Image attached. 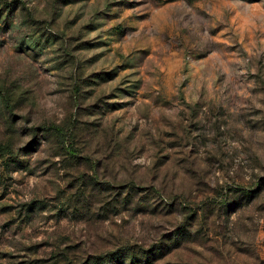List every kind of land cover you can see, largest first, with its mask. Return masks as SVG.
<instances>
[{
	"label": "rangeland",
	"instance_id": "obj_1",
	"mask_svg": "<svg viewBox=\"0 0 264 264\" xmlns=\"http://www.w3.org/2000/svg\"><path fill=\"white\" fill-rule=\"evenodd\" d=\"M0 264H264V0H0Z\"/></svg>",
	"mask_w": 264,
	"mask_h": 264
},
{
	"label": "trees",
	"instance_id": "obj_2",
	"mask_svg": "<svg viewBox=\"0 0 264 264\" xmlns=\"http://www.w3.org/2000/svg\"><path fill=\"white\" fill-rule=\"evenodd\" d=\"M106 259H108V257H107V258H105V260H106ZM132 263H133V262H132Z\"/></svg>",
	"mask_w": 264,
	"mask_h": 264
}]
</instances>
